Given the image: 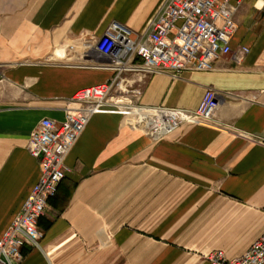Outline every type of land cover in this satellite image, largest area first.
<instances>
[{
	"label": "crops",
	"instance_id": "0c3cea01",
	"mask_svg": "<svg viewBox=\"0 0 264 264\" xmlns=\"http://www.w3.org/2000/svg\"><path fill=\"white\" fill-rule=\"evenodd\" d=\"M164 0H0V237L40 177L27 142L45 117L62 121L73 94L113 76L94 47L112 21L145 37ZM231 47L213 69L178 77L126 73L140 103L197 109L221 94L212 124H185L153 141L131 94L90 118L66 176L39 219V247L19 264H208L242 255L264 233V0L235 14Z\"/></svg>",
	"mask_w": 264,
	"mask_h": 264
},
{
	"label": "built area",
	"instance_id": "2783aa9c",
	"mask_svg": "<svg viewBox=\"0 0 264 264\" xmlns=\"http://www.w3.org/2000/svg\"><path fill=\"white\" fill-rule=\"evenodd\" d=\"M245 0H164L147 23L145 37L119 21H112L94 47L99 66L113 70L102 83L77 90L65 107V117H45L27 142V150L38 159V181L20 211L0 237V264H19L22 247H39L43 230L39 219L66 176L65 160L85 130L90 118L113 101L114 92L131 94L124 113L134 115L132 126L142 128L153 140L163 139L185 124H212L221 94L206 89L197 109L140 103L142 88L123 87L126 73L146 78L157 73L178 77L185 70L207 71L219 56L232 55L240 63L248 47L233 50L230 43L236 29L235 14ZM103 39L102 43H100ZM208 264H264V233L242 255L228 258L222 249L210 252Z\"/></svg>",
	"mask_w": 264,
	"mask_h": 264
},
{
	"label": "bare ground",
	"instance_id": "6f19581e",
	"mask_svg": "<svg viewBox=\"0 0 264 264\" xmlns=\"http://www.w3.org/2000/svg\"><path fill=\"white\" fill-rule=\"evenodd\" d=\"M102 41H103V39H101V41H100V43H99V44H101V43H102Z\"/></svg>",
	"mask_w": 264,
	"mask_h": 264
}]
</instances>
